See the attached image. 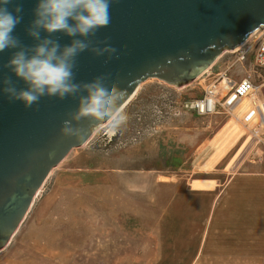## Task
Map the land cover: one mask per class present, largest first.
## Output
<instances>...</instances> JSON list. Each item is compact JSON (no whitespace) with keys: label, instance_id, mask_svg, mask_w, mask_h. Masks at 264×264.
Instances as JSON below:
<instances>
[{"label":"rangeland","instance_id":"obj_1","mask_svg":"<svg viewBox=\"0 0 264 264\" xmlns=\"http://www.w3.org/2000/svg\"><path fill=\"white\" fill-rule=\"evenodd\" d=\"M249 62L250 55L229 76L243 78ZM205 77L140 82L118 131L107 122L91 128L87 141L50 171L17 231L0 247V264H191L204 238L216 243L215 231L263 229V132L236 123L247 144L208 165L218 151L221 117L199 119L183 109L202 94ZM228 176L233 182L223 193L226 211L218 221L220 191L194 192L190 183ZM241 205L250 210L243 222Z\"/></svg>","mask_w":264,"mask_h":264},{"label":"water","instance_id":"obj_2","mask_svg":"<svg viewBox=\"0 0 264 264\" xmlns=\"http://www.w3.org/2000/svg\"><path fill=\"white\" fill-rule=\"evenodd\" d=\"M36 2L22 0L24 19L15 34L26 45L32 43L25 30ZM261 26L264 0H119L112 23L92 40L97 47L123 45V50L103 56L82 53L77 59L76 81L88 83L111 75L113 83L127 90L124 107L140 82L193 79ZM54 38L68 43L60 34ZM10 55L0 54V80L11 78L3 67ZM76 105L72 97L63 101L42 98L26 109L0 95V247L17 231L50 171L87 141L91 128L103 124L82 120L73 125L84 129L79 137H63V122Z\"/></svg>","mask_w":264,"mask_h":264},{"label":"clouds","instance_id":"obj_3","mask_svg":"<svg viewBox=\"0 0 264 264\" xmlns=\"http://www.w3.org/2000/svg\"><path fill=\"white\" fill-rule=\"evenodd\" d=\"M118 3L119 0H37L33 19L25 30L32 43L26 45L15 34L24 19L22 0H0V54L11 53L3 66L11 78L0 80V95L26 109L42 98H76L75 112L68 114L60 130L63 137H79L84 129L73 125L82 120L104 121L113 132L118 131L128 120L123 107L126 88L113 83L111 75L78 83L75 74L82 53L103 56L123 50V45L97 47L92 40L112 23ZM57 34L68 43L54 38ZM15 81L23 87L18 88Z\"/></svg>","mask_w":264,"mask_h":264},{"label":"built area","instance_id":"obj_4","mask_svg":"<svg viewBox=\"0 0 264 264\" xmlns=\"http://www.w3.org/2000/svg\"><path fill=\"white\" fill-rule=\"evenodd\" d=\"M249 55L250 69L246 75L239 80L230 77L233 66L246 63ZM222 57L227 58L225 69L215 75L199 97L187 100L183 109L200 118L213 115L231 117L251 127L253 132L262 130L264 138V100L260 91L264 86V26L235 50H225ZM245 106L248 110L243 116H237Z\"/></svg>","mask_w":264,"mask_h":264},{"label":"crops","instance_id":"obj_5","mask_svg":"<svg viewBox=\"0 0 264 264\" xmlns=\"http://www.w3.org/2000/svg\"><path fill=\"white\" fill-rule=\"evenodd\" d=\"M227 58L222 57L221 60H219L218 63H215L214 66L203 76H206L202 79L201 83L203 85L202 88H205L209 83L212 82L215 75L219 72H222L225 69ZM216 66H219L217 72L213 73L211 71H216ZM262 98L264 100V86L260 89ZM200 96V95H199ZM245 108V107H244ZM244 110V109H243ZM243 110H241L239 113H241ZM193 116H196V118H199L197 115L192 114ZM221 117L218 120L221 122V130L222 132L221 137L218 138V151L215 153L214 158L212 161L208 163L211 166L215 167L222 159L225 158L226 155L231 154L234 150L241 149V146L245 143H243L244 136L241 137L238 136L235 132L234 136L231 137L230 143L224 144L226 148L225 152L223 153L222 157L214 164L213 162L219 155V144L220 142L224 141L223 133L227 132L230 128L234 127V130L237 128L236 123L240 124L242 127H246L243 125L240 121L236 120L232 125L228 126L231 122V120H234L231 117H225L222 115H213L206 118L201 119H212L215 117ZM228 126V128H226ZM236 126V127H235ZM226 128V129H225ZM248 128V127H247ZM223 130V131H222ZM230 131V130H229ZM237 136V137H236ZM222 139V140H221ZM237 139V140H236ZM236 140V142H235ZM249 141V138L247 142ZM247 144V143H245ZM228 146V147H227ZM222 148V147H221ZM222 150V149H221ZM218 153V154H217ZM229 164H226L224 168L222 169V172L226 174L227 167ZM254 171V170H250ZM257 171V170H255ZM258 173V172H257ZM248 175H257L254 174V172L248 174ZM233 182V178H230L229 176L227 178H223L222 180L216 179V178H201L193 180L192 183H190V190L194 192H215L220 191L217 195V215H218V221L221 217V211L225 213L226 209L225 207L221 206L222 199L224 198L223 193L226 191L227 187L230 186V184ZM194 183H202V184H210L211 188H200V187H194ZM222 188V189H221ZM222 193V196H221ZM247 205H241L238 207L239 212L241 213L240 220L247 221L245 219L244 213L247 211L250 212ZM248 226V225H245ZM209 232L214 231H206V236ZM216 232V243H207L206 238H204V242L201 243L199 249L197 250V254L194 257V260H192L191 264H264V228L263 229H250L249 227H241L239 231H215ZM210 235V234H209ZM260 255V256H258Z\"/></svg>","mask_w":264,"mask_h":264},{"label":"bare ground","instance_id":"obj_6","mask_svg":"<svg viewBox=\"0 0 264 264\" xmlns=\"http://www.w3.org/2000/svg\"><path fill=\"white\" fill-rule=\"evenodd\" d=\"M214 63H211L202 73H200V74H198V75H196V76H199V75H204L207 71H208V69L213 65ZM136 94V93H135ZM131 100V99H130ZM125 107V106H124ZM237 131V128L233 131H230L227 135H224L223 136V138H224V141L222 142H220V148H219V155H218V157L215 159V161L213 162L214 164L222 157V155H223V153L225 152H223L222 153V151L225 149L226 150V148H224L225 147V145L224 144H228L229 145V143H230V139H231V137L232 136H234V134H235V132ZM237 137V136H236ZM222 140V139H221ZM232 140V139H231ZM237 140V139H236ZM236 140H235V142H236ZM222 147V148H221ZM228 147V146H227ZM222 149V150H221ZM217 153V154H218ZM211 184V183H210ZM210 184H200V183H194V187H200V188H211L212 186L210 185Z\"/></svg>","mask_w":264,"mask_h":264}]
</instances>
